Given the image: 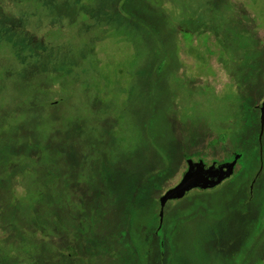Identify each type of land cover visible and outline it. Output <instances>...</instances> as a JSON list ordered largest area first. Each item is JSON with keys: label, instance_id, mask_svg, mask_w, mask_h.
Returning <instances> with one entry per match:
<instances>
[{"label": "rangeland", "instance_id": "374dc122", "mask_svg": "<svg viewBox=\"0 0 264 264\" xmlns=\"http://www.w3.org/2000/svg\"><path fill=\"white\" fill-rule=\"evenodd\" d=\"M263 99L264 0H0V264H264Z\"/></svg>", "mask_w": 264, "mask_h": 264}, {"label": "flooded vegetation", "instance_id": "af4514ba", "mask_svg": "<svg viewBox=\"0 0 264 264\" xmlns=\"http://www.w3.org/2000/svg\"><path fill=\"white\" fill-rule=\"evenodd\" d=\"M263 109H264V99H263V102H262V104L260 106V115H261V118H260V126H259L260 127V130H259V136H258V147H259V150H260V156L262 155V150L264 151V126L262 124ZM188 152L189 151H185V153H186L185 155H187ZM188 156H192V155H188ZM237 157H238V161H237V164L235 166L234 172L232 174V176H233L236 173V171H237V168H238V165H239L238 163H239V161L241 159V155H236L232 161H228V162L226 161V162L219 163V164L217 162H214L211 166H208L203 160H200L198 162H195L192 159L191 160L188 159L187 160V171H186V173L184 175L186 176V174L189 171H192L191 172V175L189 176V178L187 180H185V176H183V178L174 187H172L171 189H169L168 191H166L161 196L160 203L162 204V202L165 199V197L167 196V194L169 192H171L173 189H175L180 183L184 182L185 185L197 186L198 187V186L202 185L203 183L209 181L210 177L214 174V173H204V172L209 171L210 168H212L213 166H215L216 168H219V167H221L224 164L233 162V161L236 160ZM231 177H229L227 179H224L222 181V183L216 184L213 187L204 188V189H201V188L200 189H192L190 192H192V191H195V192H205V191L213 190V189L218 188L219 186H221L225 181H227ZM181 199H179L177 202H175L173 199H170V200L166 201L165 207H166L167 203H169L170 201H174L175 203H178ZM161 216H162V214H161ZM159 232L160 231H159V225H158L157 235L159 234ZM68 253H71V252H68V251L65 252L66 255ZM78 254H79V252H77V256L76 257H78ZM62 256H63V254L60 255V257H62ZM67 256L69 258H71V259L73 257H75L72 254L71 255H67ZM17 257L20 258V256H17ZM2 258H4V257L2 256ZM71 264H75V263H71Z\"/></svg>", "mask_w": 264, "mask_h": 264}, {"label": "water", "instance_id": "95a60500", "mask_svg": "<svg viewBox=\"0 0 264 264\" xmlns=\"http://www.w3.org/2000/svg\"><path fill=\"white\" fill-rule=\"evenodd\" d=\"M262 124L264 126V109H263V116H262ZM237 161H238V157L236 158L235 161L224 164L219 168H216L215 166H213L212 168H210L209 171H206L204 173H214V174L210 177L209 181L203 183L202 185L198 187L185 185L184 182L180 183L175 189L169 192L167 196L165 197V199L163 200L162 218H163V211H164L166 201L173 199L175 202H177L179 199L185 197L192 189H200V188L204 189V188L213 187L216 184L222 183L224 179H227L232 176L235 166L237 164ZM191 172L192 171H189L186 174L185 180L189 178V176L191 175Z\"/></svg>", "mask_w": 264, "mask_h": 264}]
</instances>
